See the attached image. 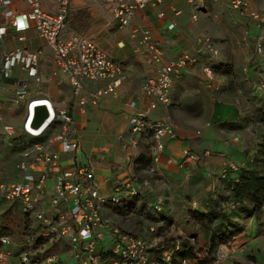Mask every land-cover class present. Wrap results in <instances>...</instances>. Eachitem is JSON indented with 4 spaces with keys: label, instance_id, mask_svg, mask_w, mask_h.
I'll list each match as a JSON object with an SVG mask.
<instances>
[{
    "label": "built area",
    "instance_id": "1",
    "mask_svg": "<svg viewBox=\"0 0 264 264\" xmlns=\"http://www.w3.org/2000/svg\"><path fill=\"white\" fill-rule=\"evenodd\" d=\"M25 1L30 8L27 12L6 9L4 16L16 32L34 27L39 36L53 48L58 71L69 75L74 89V111H59L46 99L28 101L27 84H22L16 90V102H26L27 114L23 123L25 134L41 138L54 124L61 125L62 133L47 141L25 143L16 166L18 176L0 183V230L2 226L6 227L1 223L6 216V210L2 206H8L15 214L22 211L25 219L21 242H15L7 231L0 235V264H171L173 251H163L158 257L161 250L159 240L126 233L118 227L110 233L114 247L108 248L106 244L108 222L103 214L104 207L108 204L120 205L125 199L150 191L152 187L149 180L133 175L130 180L117 185L113 195L105 197L91 167L75 164L67 166L63 162L64 154L77 153L81 148L80 139L75 138L76 109L89 103L98 105L108 95L117 97L118 87L125 75L123 65L90 37L82 34L64 36L71 4L75 0H49L57 4L56 11L46 9L45 0ZM102 1L110 8L120 29L131 26L139 11L164 3V0ZM1 2L5 7L12 3L11 0ZM223 2L230 4L242 17L247 18L251 14L250 17L256 22L258 33L255 36L254 57L244 66L243 74L250 80L251 73H256V79L251 81L254 93L264 96V12L249 13L254 2L264 10V0H187L193 9V21L198 18V6L208 9L210 5ZM174 13L176 16L182 15L181 10H175ZM165 16V12H160V18ZM176 29L177 22H171L168 30ZM6 33V27H1L0 40ZM131 35L148 62L153 65L155 73L145 79L143 91L148 103L130 117L131 137L123 144V148L137 149L142 136H148L152 138L155 150L161 152L169 140H175L178 136L172 122L163 119L153 121L150 119L151 113L173 104L175 81L183 70L198 63L197 55H210L202 64V72L209 85H214L217 77L213 60L220 57L221 51L210 37H199L196 42L199 49L195 55L184 51L166 61L164 49L153 39L149 29L135 27ZM18 41L23 42L24 37H18ZM42 54V50L23 47L6 52L0 67V80L16 78L18 67L39 80ZM85 81L106 84L89 91ZM41 101L48 102L51 118L42 130L35 131L30 128V123L34 106ZM132 107L137 108L135 101ZM0 122L3 123L1 113ZM2 130L8 138H15L17 135L16 128L11 124H4ZM234 141H239V138H234ZM56 144L60 145L61 151L54 149ZM185 154L190 159L197 160L190 150H185ZM71 159L76 160L74 155ZM236 167L235 163L228 161L222 169L221 178H226L228 170H235ZM162 203L163 200L159 199L156 209L160 210ZM155 230L154 227L151 228V232ZM15 246L19 249L17 253L11 250ZM242 247L237 242L234 246H219L215 254L216 262H225L232 252Z\"/></svg>",
    "mask_w": 264,
    "mask_h": 264
},
{
    "label": "crops",
    "instance_id": "2",
    "mask_svg": "<svg viewBox=\"0 0 264 264\" xmlns=\"http://www.w3.org/2000/svg\"><path fill=\"white\" fill-rule=\"evenodd\" d=\"M11 1V5L5 7L0 0V28L7 29L4 38L0 40V67L3 55L20 47L43 52L39 64V80L30 77L18 67L16 78L0 81V113L3 115V123L0 122V148H3L6 158L18 163L25 143L47 141L62 133L61 125L54 124L47 129L43 137L27 138L23 131L27 114L26 102H16L15 93L18 87L22 84L28 85V101L46 99L55 109L69 113L74 111V89L69 75L58 71L53 48L39 36L36 29L31 27L19 33L10 25L4 16L6 9L18 12H27L30 9L25 0ZM183 1L185 0H164L162 5L141 10L136 14L131 26L120 29L110 8L102 0H75L71 4L68 26L64 33L65 37L82 34L94 39L112 58L123 65L125 75L118 87L117 97L108 95L102 98L98 105L89 103L76 109L75 138L80 139L81 148L77 153L64 154L63 162L67 166L75 164L91 167L105 197L113 195L114 188L130 180L133 175L148 179L154 199L165 201L172 213L184 208L186 203L193 210L202 211L201 207L207 209L206 201L210 197L217 198L222 186L223 190L226 188L225 180L221 181L224 182L222 185L219 179L229 158L237 165V171L229 178L237 181V174L247 167V160L253 157H250L252 154L248 152V145L263 141V137L261 138L256 130L254 112L262 105L264 98L255 95L251 84V81L256 79V73L253 71L249 80L242 72L244 66L254 57L255 35L252 49L248 44L239 48V57L234 61L235 69H239L236 71H239L236 79L231 75L233 62L223 56L221 59L226 65L223 67V73L216 74V83L209 85L202 72V64L205 62L203 55H197L198 63L190 65L177 77L173 104L153 111L150 116L153 121L168 120L175 127L178 137L169 140L163 151H156L152 138L148 136H142L137 149L123 148V144L131 137L130 117L148 103L143 91L145 79L155 73L153 65L148 62L137 41L133 39L132 29H149L153 39L164 49L166 61L184 51H190L189 35L179 28L168 30L171 22H176L177 17H182L176 16L174 12L182 8ZM44 7L57 10V4L49 0L44 1ZM160 12H165L166 16L160 18ZM21 36L24 37L23 42L18 41ZM192 47L191 51L195 55L199 47L196 43ZM105 84L85 81L89 91L102 88ZM239 86L240 88H237ZM209 100L211 104H208ZM134 101L137 108L132 107ZM215 108L219 111L216 118ZM4 124H11L16 128L15 138L2 134L1 128ZM236 137L239 141H234ZM54 149L61 151L59 144H56ZM147 150L152 156L151 168L137 172L138 159L141 153ZM185 150H190L197 160L187 157ZM73 155L76 160L71 159ZM3 173L8 175L7 179L18 176V173L17 176H10L9 171ZM132 199L129 198V202L133 201ZM171 212L167 211V214ZM111 226L116 227L108 223L107 233H113ZM257 230L256 219L251 218L248 229L239 233H246L249 237L245 240L246 243L242 244L243 251L255 240L264 238V234L258 235ZM135 231L143 233L137 236L146 238L155 233L143 228Z\"/></svg>",
    "mask_w": 264,
    "mask_h": 264
},
{
    "label": "rangeland",
    "instance_id": "3",
    "mask_svg": "<svg viewBox=\"0 0 264 264\" xmlns=\"http://www.w3.org/2000/svg\"><path fill=\"white\" fill-rule=\"evenodd\" d=\"M183 2L184 4L182 8L179 9L182 10V17H177L175 21L177 22L180 31H184L187 36L189 35L188 37L191 41V45L189 47L190 52L192 53V45H194L198 41L199 37H210L221 51L220 57L216 59L215 62L213 61V63H219L218 68L216 69V74L219 75V73H223V67H225L226 65L223 64L221 57L224 56L228 59V61L233 62L231 67V75H233V77L236 79L238 75L237 73H239V71H236L239 69H235L234 61L237 57H239V48L243 46V44H248L247 46L252 49L253 37L258 33L256 22L252 19V17H250L251 14H249L247 18L242 17L238 11H234L232 9L230 4L223 2L220 4L210 5L208 9H206L205 6H198V8H196L198 18L196 21H193L191 15L193 10L192 7L187 3V0ZM253 12L263 13L264 10L260 4L253 3L249 13ZM202 55L200 56L204 57V60L210 58V55L208 54ZM1 56L2 55L0 54V61ZM218 75H216V77H218ZM237 88H240V86ZM236 89L234 90V93H236ZM208 104H211V100H209ZM1 132L3 134L2 128ZM25 135L28 139L35 138L27 134ZM1 138L3 139V136H1ZM256 146L257 144L255 142L248 145V152H251L249 154H252L250 157L255 155V152L257 150ZM229 161L235 163V161L231 158H229ZM16 166L17 163H15V161H13V159L11 158H6V156L3 155V148H0V183L3 180H12L15 178L14 177L7 179L8 175L3 173V171H9V175L14 176L18 173ZM221 181L222 180H220V183H222L223 185L224 182ZM220 185L221 184H219V186ZM216 191L218 190L216 189ZM222 191L223 186L221 188V192H219L218 194H222ZM150 197L153 198L154 195L152 194L150 195ZM206 198H208V196H206ZM228 198V195L223 196V198H221V203L227 204L229 202L227 200ZM157 202L158 201L156 200L155 204ZM141 205L142 203L139 201L132 203L129 202V200L123 202L122 204H120V206L108 204L106 205V207H104L103 214L108 223L115 225L121 231L126 233L142 235V232H136L135 230L138 231L140 228H143L150 231L151 228L154 227L156 229L155 233L153 236H149V239H159L161 248L171 247L174 243H180L183 246V243L186 241L192 243L194 245V251L196 255L194 258L185 260L182 264H218L216 262L214 253H210L205 249L206 239L202 238L201 231L199 230V224L194 222L193 219L188 218V216L190 215L189 211L191 209L188 206V203H186V206L184 208L177 210L178 218L176 219V222L173 219V223L169 224H163L162 222H160L161 218H159L158 214L150 213L149 208H143L144 211H142V213H139L138 210ZM2 208L6 210V216H4L3 220H1V223H3L7 227L5 231L11 233V236L15 242H21L24 230L22 224L25 223L22 211L15 214L8 206H2ZM205 209L206 207H201L202 211ZM151 214H153L154 216ZM188 219L190 220V222ZM243 219H245V217H242L241 220ZM255 219L258 225L257 234L263 235L264 218L261 220H258L257 218ZM249 221L250 220L246 221L244 229L241 231V233L248 229ZM240 224L241 223H236L232 230H238ZM133 227L134 229L132 230ZM113 229L114 226H111L110 230ZM196 233H198L200 240L197 239L196 241L191 237L195 236ZM239 235L240 234L236 235L230 241V243H228V245L234 246L235 242L241 245L243 244V242L246 243L245 240L249 238L248 235L246 233H244L243 235L241 234L240 239ZM106 244L108 245V248L114 247L115 243L110 233H107ZM245 248V251L240 249L232 252L229 258L221 264H264V238L255 240L252 244L246 246ZM11 250L13 253H17L19 251L16 246L12 247Z\"/></svg>",
    "mask_w": 264,
    "mask_h": 264
},
{
    "label": "trees",
    "instance_id": "4",
    "mask_svg": "<svg viewBox=\"0 0 264 264\" xmlns=\"http://www.w3.org/2000/svg\"><path fill=\"white\" fill-rule=\"evenodd\" d=\"M216 63H213L215 73H217L216 69L219 65V63ZM257 97L264 98L263 96L258 95ZM262 102V105L258 106L256 108L257 110L254 112V119L256 130L261 138L263 137V141L256 143L257 150L255 155L247 160V167L242 168V170L239 171L236 176V178H238L237 181L231 180L233 178H229L232 173L237 171V167L235 170H228L227 177L220 179L222 181L225 180L226 191L224 189L222 194H217V198H210L206 201V203H208V205H206L209 208L207 207L204 212L193 209H190L189 211L190 215L188 218L193 219L194 222L199 224L202 238L206 239L205 249L210 253H214V255L219 246L230 243L236 235L241 233L246 221L254 217L258 220L264 218V99ZM218 112L219 111L215 108V118L218 117ZM151 165L152 156L149 150L142 152L138 159L137 172L148 170L151 168ZM140 178L148 180L142 177ZM152 190L153 189L133 197V201H131L132 203L138 201L142 203L138 210L139 213L144 211L143 208H149L150 213L158 214L159 218H161L160 222L163 224L173 223V219L176 222L178 213H172L171 209H168L169 205L164 203L165 201H163L160 210L156 209L155 202L157 199L150 197V195L153 194ZM225 195H228L229 197L227 199L229 201L227 204L221 203V198ZM126 201H128V199L123 202ZM167 211L171 213L168 215ZM242 217H245V219L241 220ZM236 223L241 224L238 230L233 231L232 229ZM1 228L0 235L4 234V229H6V227L2 226ZM191 237L196 241L200 238L198 233ZM163 251H173V260L171 264H182L185 260L194 258L196 255L194 245L188 241L184 242L183 246L180 243H174L171 247L161 248L158 252V257H160Z\"/></svg>",
    "mask_w": 264,
    "mask_h": 264
},
{
    "label": "water",
    "instance_id": "5",
    "mask_svg": "<svg viewBox=\"0 0 264 264\" xmlns=\"http://www.w3.org/2000/svg\"><path fill=\"white\" fill-rule=\"evenodd\" d=\"M50 118L51 111L48 102L41 101L34 106L30 128L35 131H40L48 124Z\"/></svg>",
    "mask_w": 264,
    "mask_h": 264
}]
</instances>
